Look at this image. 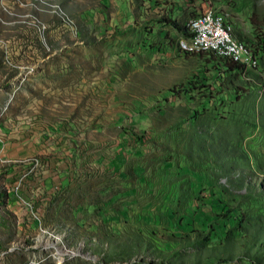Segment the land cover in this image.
I'll return each instance as SVG.
<instances>
[{
	"label": "rangeland",
	"instance_id": "374dc122",
	"mask_svg": "<svg viewBox=\"0 0 264 264\" xmlns=\"http://www.w3.org/2000/svg\"><path fill=\"white\" fill-rule=\"evenodd\" d=\"M0 264H264V0H0Z\"/></svg>",
	"mask_w": 264,
	"mask_h": 264
},
{
	"label": "bare ground",
	"instance_id": "6f19581e",
	"mask_svg": "<svg viewBox=\"0 0 264 264\" xmlns=\"http://www.w3.org/2000/svg\"><path fill=\"white\" fill-rule=\"evenodd\" d=\"M219 13L215 12L212 9H207L206 11H203L201 13H199L198 15L192 17L189 22H188V36L185 38H181L179 40V47L180 50L184 53H193V52H201V51H212L220 56L226 57V58H230L232 60H234L233 55L230 53L229 50H222L220 48L219 45H209V47L204 48V47H194V48H189V47H184V45L186 43H188V41H190V34H189V30H190V21H197L200 20L202 18H204V15H209V21L210 22H217V15ZM218 31L220 32V36L221 38L225 39L227 41V43L230 44V46L233 47H239L240 50H242V56H247V60L243 63L246 65L251 66L252 64H254V59L253 56L251 55V52H249V49L247 48L246 44H244L243 42L235 39L232 35H231V26L229 23H227L224 18L222 17V15L220 16V22H218ZM58 248H61L62 251H68L70 253H76L73 250H67V247L65 245H60L58 246Z\"/></svg>",
	"mask_w": 264,
	"mask_h": 264
},
{
	"label": "built area",
	"instance_id": "2783aa9c",
	"mask_svg": "<svg viewBox=\"0 0 264 264\" xmlns=\"http://www.w3.org/2000/svg\"><path fill=\"white\" fill-rule=\"evenodd\" d=\"M219 13L217 15V22H210L209 15H204V18L197 21H190V41L184 45V47H204L209 45H219L222 50H229L234 57L236 63H244L247 60V56H242V50L239 47L230 46L229 43L220 36L218 31V22H220Z\"/></svg>",
	"mask_w": 264,
	"mask_h": 264
},
{
	"label": "crops",
	"instance_id": "0c3cea01",
	"mask_svg": "<svg viewBox=\"0 0 264 264\" xmlns=\"http://www.w3.org/2000/svg\"><path fill=\"white\" fill-rule=\"evenodd\" d=\"M170 16L173 18V19H180V16L178 13L176 12H173V11H170ZM190 20V19H189ZM188 20V21H189ZM180 21V20H178ZM188 21L186 22V28L184 29V31L187 33V24H188ZM161 26L157 29L158 31L154 34H152V36L150 35L149 38H152L153 36L157 37V38H161V42L163 43L164 42V31L167 33V38L169 40L171 39H174L172 42L170 43H167V47H168V54L167 56L170 58V61L173 63V64H176V65H181V66H185L187 63L184 61L183 57H180V56H177L176 52L178 51L177 49V46L178 44L176 45V43H178V41L184 37L183 35V31L181 30H178L177 28L173 27L172 25H162L163 22L161 21L160 22ZM188 36V35H187ZM148 38V39H149ZM182 53V52H181ZM176 54V55H175ZM183 54V53H182ZM189 55L191 53H188ZM186 55V53L184 54ZM186 68H187V65H186ZM63 178V177H62Z\"/></svg>",
	"mask_w": 264,
	"mask_h": 264
},
{
	"label": "trees",
	"instance_id": "16d2710c",
	"mask_svg": "<svg viewBox=\"0 0 264 264\" xmlns=\"http://www.w3.org/2000/svg\"><path fill=\"white\" fill-rule=\"evenodd\" d=\"M176 27H177V26H176ZM201 52H212V51H201ZM193 53H200V52H193ZM252 56L255 57V56H254V52L252 53ZM222 57H223V56H222ZM224 58H226V57H224ZM226 59L232 61L231 63H233L236 67H238V66H244V67H245V64H243V63H236L234 60H232V59H230V58H226Z\"/></svg>",
	"mask_w": 264,
	"mask_h": 264
}]
</instances>
